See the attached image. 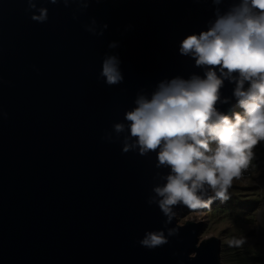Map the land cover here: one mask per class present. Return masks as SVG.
Here are the masks:
<instances>
[{
  "label": "water",
  "instance_id": "water-1",
  "mask_svg": "<svg viewBox=\"0 0 264 264\" xmlns=\"http://www.w3.org/2000/svg\"><path fill=\"white\" fill-rule=\"evenodd\" d=\"M229 2L37 0L50 9L40 23L26 0H0V264H222L220 240L200 239L204 222L178 223L202 208L173 206L169 221L158 197L149 203L170 169L155 153L123 152L113 125L160 80L204 74L178 42ZM93 18L97 33L108 24L103 35L85 27ZM108 54L122 60L118 85L100 76ZM234 88L226 78L217 102L226 114L240 108ZM161 229L166 244L140 245Z\"/></svg>",
  "mask_w": 264,
  "mask_h": 264
},
{
  "label": "clouds",
  "instance_id": "clouds-1",
  "mask_svg": "<svg viewBox=\"0 0 264 264\" xmlns=\"http://www.w3.org/2000/svg\"><path fill=\"white\" fill-rule=\"evenodd\" d=\"M221 2L213 0L217 5ZM26 3L33 20L48 21V6L37 0ZM47 3L58 5L61 0ZM63 3L69 6V0ZM96 23L93 18L85 27L103 35L108 24L97 33ZM178 52L194 58L197 67L207 66L204 74L160 80L150 94L137 95L135 106L124 112V122L113 125L116 134H125L123 152L155 153L156 167L170 169L161 177L166 182L154 187L156 196L149 200L159 198L169 221L175 215L173 206L200 209L215 198L228 199L234 179L249 168L254 147L264 141V0H230L226 10L216 8L215 18L204 29L179 40ZM121 65L118 55L105 56L100 76L107 85L124 81ZM226 78L235 83L233 95L242 111L226 114L217 107ZM209 190L213 195L205 199ZM178 231L169 229L168 235ZM167 242L163 229L147 231L139 240L149 249Z\"/></svg>",
  "mask_w": 264,
  "mask_h": 264
},
{
  "label": "rangeland",
  "instance_id": "rangeland-1",
  "mask_svg": "<svg viewBox=\"0 0 264 264\" xmlns=\"http://www.w3.org/2000/svg\"><path fill=\"white\" fill-rule=\"evenodd\" d=\"M253 152L260 162L253 179H234L219 205L177 216L180 225L204 222L200 239L220 240L222 264H264V141Z\"/></svg>",
  "mask_w": 264,
  "mask_h": 264
},
{
  "label": "built area",
  "instance_id": "built-area-1",
  "mask_svg": "<svg viewBox=\"0 0 264 264\" xmlns=\"http://www.w3.org/2000/svg\"><path fill=\"white\" fill-rule=\"evenodd\" d=\"M259 167H260V162L254 156L252 161H251L249 168L243 171L240 179L246 180V181L253 179L256 176V174L259 170Z\"/></svg>",
  "mask_w": 264,
  "mask_h": 264
}]
</instances>
